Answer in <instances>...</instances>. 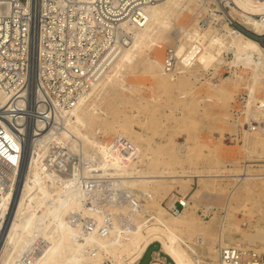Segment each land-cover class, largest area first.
<instances>
[{"label":"bare ground","instance_id":"obj_1","mask_svg":"<svg viewBox=\"0 0 264 264\" xmlns=\"http://www.w3.org/2000/svg\"><path fill=\"white\" fill-rule=\"evenodd\" d=\"M234 1L241 9L240 11L232 7L234 12L238 13L245 24L252 26L258 35L263 36L264 10L251 0ZM203 7L204 4L200 0H160L146 5L141 10V17L120 20L122 26L131 34V42L120 49L117 58L110 68L108 67L109 70L99 72L96 81L91 75L88 76L91 85L84 89L74 107L62 111L63 119L60 122L63 126L59 131L53 128L49 129L46 136L44 133L37 136L30 151L23 156L16 190L9 188L4 191L0 185V264H107L108 261L112 264H137L148 247L154 243H160L162 251L175 264H191L192 255L183 253L179 247V240L176 241L175 238L176 233L184 234L194 227L193 219L186 217L188 201L180 197V200L185 201L186 207L179 214L170 217L165 215L167 212L161 207L150 211L147 217L145 213L136 211L130 216L135 227L128 229L122 226L120 215L129 214L133 208L137 210L131 202L119 204L109 198L101 201L91 198L94 191L96 194H104L102 189L85 187L76 180V177L62 176L55 170H49L45 157L49 146H65L69 148L70 155L82 153L91 161H96L94 174L100 181L114 180L113 189H128L135 198L144 196L151 200L158 187L166 182L176 181L185 185L194 177L203 176L194 173L179 174L168 168V165L153 170L151 165L160 164V161L145 160L139 149L123 153L120 145L104 146L97 140L96 131L93 130H97L96 125L101 119L107 120L114 114L115 109L110 104L111 101L120 99L122 92L135 89L133 84L128 83L127 77L137 74L138 69L144 68L150 77L160 79L166 89L172 81L182 77L186 72H195L196 69L190 67L192 57L187 51L185 38L200 36V27L196 25L191 30L186 29L179 25V19L184 12L198 13ZM113 12L115 14L119 10ZM253 14H260L261 18H255ZM215 34L217 39H222L220 43L222 46L211 47L210 50L219 49L220 53L226 49L229 53L230 49L235 57L232 64H243L252 70L248 104L250 111H254L255 86L261 81L259 75L264 74L263 44L240 31H234L228 24H224L221 30L215 31ZM169 37L175 39V44L167 48L162 63L154 58L151 52ZM169 49H172V52H169ZM171 56L176 58V64L169 69ZM189 93L185 92V97H188ZM0 102H6L1 91ZM256 104L264 107V99ZM261 118L255 116L256 121L261 122ZM59 119L56 116V121ZM38 126L43 127V124L39 122ZM11 146L14 149L20 148L15 142H12ZM8 150L10 149L7 144L0 147L2 154L16 161L15 153ZM136 158L138 161L134 160ZM247 162L251 164L246 165L243 172L239 173L238 185L244 183L249 185V182L255 179L264 180L263 174L254 177L250 170V167L254 166L252 163L264 164V160L253 159ZM15 172L17 173L16 169L13 170L14 174ZM14 174L11 175L12 180L15 179ZM220 175L216 174L214 177ZM245 191L248 190L245 188L242 192ZM231 201L229 198L224 207L225 216L221 223V231L218 233V244L250 247L243 237H247L252 243H256L258 239L242 232L240 225H234L237 230L233 233L224 231L225 227L231 226L227 223ZM90 221L94 222L92 226ZM263 227L264 225L257 228ZM239 234L241 238L238 237ZM253 248L264 250L255 245ZM211 249V253L217 252L216 247ZM150 264L164 263L158 259Z\"/></svg>","mask_w":264,"mask_h":264},{"label":"rangeland","instance_id":"obj_2","mask_svg":"<svg viewBox=\"0 0 264 264\" xmlns=\"http://www.w3.org/2000/svg\"><path fill=\"white\" fill-rule=\"evenodd\" d=\"M200 2L204 4L201 12H184L179 19V25L186 29L191 30L196 25L200 27V36L185 38L187 51L192 57L190 67L196 69L195 72H186L177 81H172V86L166 89L160 79L150 77L144 68L140 69L144 72L138 69L137 74L127 77L128 83L133 84L135 89L122 92L120 99L111 101L114 114L107 120L101 119L100 126L96 125L97 130H93L96 131L97 140L104 146L120 145L123 153L139 149L145 160L160 161V164L151 165L153 170L168 165V168L179 174L203 175L194 177L185 185L176 181L166 182L158 187L153 200L144 196L136 198V208L147 217L150 211L161 207L167 212L165 215L170 217L174 214L169 212L167 206L173 203L176 196L181 195L189 203L186 217L194 221V227L185 231V235L176 233L181 238L175 235L181 251L192 255L191 264H216L217 253H211V248L216 247L217 250L218 233L221 231L224 207L229 198L232 201L227 223L231 226L225 227L224 231L233 233L237 230L234 225H240L242 232L258 239L256 243H252L247 237H243L250 248L253 245L264 248V227L257 228L264 225V180L255 179L249 185H238L237 179L245 166L251 164L247 161L264 160V107L256 104L264 99V74L259 75L261 81L255 86L254 111H250L248 100L252 70L243 64H232L235 58L232 50L229 49L231 52L228 53L224 49L218 53L219 49H211L212 53L210 48L222 46V39H217L215 31L221 30L224 24L249 37L256 32L234 12L232 7L241 11L234 0ZM251 2L264 10V0ZM206 12H209V22L202 24L201 18ZM253 17L260 19L261 15L253 14ZM215 20H219L217 24ZM173 44L175 39L169 37L155 47L151 55L163 63L167 48ZM223 60L228 62L223 63ZM221 88L226 90L221 91ZM185 92L189 93V98L185 97ZM244 104L249 112V120L261 127L260 132H249L233 124L235 110L242 108ZM61 113L57 114L60 119L47 128L43 135L46 136L49 129L59 131L63 126L60 122L63 119ZM250 113L253 116L250 117ZM255 114L262 117V123L256 121ZM36 138H33V143ZM134 160L138 161L137 158ZM138 164L140 165L139 162ZM252 164L254 166L250 170L254 177H260L261 174L263 177L264 164ZM216 174L221 175L214 177ZM243 186L248 190L245 193L242 192L245 190ZM139 201L143 204L142 209L138 208L141 205ZM238 237L241 238V235ZM160 246V243L151 245L140 264L152 262ZM162 256L167 259L168 264H175L166 254Z\"/></svg>","mask_w":264,"mask_h":264},{"label":"built area","instance_id":"obj_3","mask_svg":"<svg viewBox=\"0 0 264 264\" xmlns=\"http://www.w3.org/2000/svg\"><path fill=\"white\" fill-rule=\"evenodd\" d=\"M158 1L0 0V91L6 98L5 103L0 102V147L7 144L16 155L13 161L0 152V185L4 191L16 190L23 156L30 151L33 138L54 125L57 114L74 107L91 85L88 76L96 81L99 72L109 70L120 49L131 42V34L120 20L141 17L146 5ZM115 10L119 12L114 14ZM201 19L202 24H207L209 12ZM215 21L217 24L219 20ZM250 37L264 45V35L254 33ZM175 64L176 58L171 56L169 69ZM245 108L244 104L235 110L233 124L249 132H260L261 127L249 120ZM12 142L20 148L14 149ZM51 146L45 157L49 170L76 177L85 187L102 189L104 194L94 191L91 195L98 201L109 198L137 207L135 195L128 189L115 190L114 180L100 181L95 176L96 161L79 153L70 155L69 148ZM180 197L176 196L167 206L171 214L177 215L186 207ZM139 203L138 208L142 209L143 204ZM136 211L133 208L130 215H120L122 226L135 227L130 216ZM93 224L90 221V226ZM216 253V264H264V252L256 248L219 244Z\"/></svg>","mask_w":264,"mask_h":264},{"label":"crops","instance_id":"obj_4","mask_svg":"<svg viewBox=\"0 0 264 264\" xmlns=\"http://www.w3.org/2000/svg\"><path fill=\"white\" fill-rule=\"evenodd\" d=\"M147 251V250H146ZM146 253V252H145ZM145 253H144V255H145ZM162 254H165L163 251H162V249H161V246H160V250L159 251H157L156 253H155V256H154V259H153V261H155V260H161L164 264H168L167 263V259L165 258V257H163L162 256ZM144 255H143V257H144ZM143 257L137 262V264H140V262H141V260L143 259ZM152 261V262H153ZM151 263V262H150ZM149 263V264H150Z\"/></svg>","mask_w":264,"mask_h":264}]
</instances>
